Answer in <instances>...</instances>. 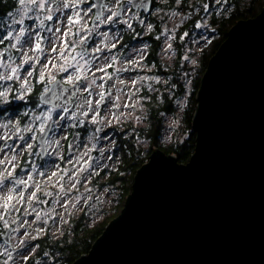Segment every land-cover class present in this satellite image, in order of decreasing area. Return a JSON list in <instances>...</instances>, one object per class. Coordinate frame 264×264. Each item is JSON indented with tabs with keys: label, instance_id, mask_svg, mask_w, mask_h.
<instances>
[{
	"label": "rangeland",
	"instance_id": "obj_1",
	"mask_svg": "<svg viewBox=\"0 0 264 264\" xmlns=\"http://www.w3.org/2000/svg\"><path fill=\"white\" fill-rule=\"evenodd\" d=\"M165 1L158 0L153 12L157 29L151 30L152 24H143L145 31L123 35V39L107 29L110 19L90 26L92 8L88 0H77L78 3L67 0L76 5H70L75 23L65 25L56 11L52 17L55 22L48 32L41 33L31 24L33 15L24 14L19 0L1 18L0 39L10 31L13 36L2 45L16 44L14 37L21 28L26 32L22 41L29 36L31 40L11 47L15 52L13 60L6 56L5 48H0V74L7 76L11 68L18 69L13 79H0V93H3L0 106L22 105L25 114L22 118L16 112L6 114L0 121V177H6L0 189V264H53L57 255L42 250L45 243L63 242L80 221L89 228L103 221L106 215L113 217L121 211L129 181L124 177L120 184L109 180L121 169V140L130 139L133 149L142 151L159 146L178 148L196 136L192 125L187 124V115L190 119L194 109L195 79L201 61L218 37V30L208 21V13L214 8L218 10L219 5L205 1L207 9L204 8L202 17L183 31L184 24L192 18L190 8L194 0H187V5L175 0L168 10L161 8ZM21 18L22 23L13 22ZM91 29L98 38L90 53L81 58L80 44ZM37 33L42 52L31 50ZM120 40L125 43L121 53L117 48ZM150 44L156 45L153 57H150ZM53 48L56 50L52 51ZM24 52L30 58L27 64L23 63ZM6 63L10 65L8 68L3 67ZM100 68L105 71H99ZM115 70L127 71L128 75L116 77ZM56 79L64 83L82 82L81 90L86 95L83 108L79 109L80 119L65 107L55 109L40 103L39 94L48 90ZM35 89L39 90L37 97H34ZM101 93L104 99L97 106ZM154 109L158 117L155 146L143 132L152 122L150 115ZM94 116L97 123H93ZM49 122L53 126L46 139L47 155L41 158L36 137ZM72 128L79 133L68 146ZM16 180L27 183L17 185ZM10 193L13 199L9 202L6 197ZM9 227L13 228L11 245L1 239ZM40 253L44 259L38 256Z\"/></svg>",
	"mask_w": 264,
	"mask_h": 264
},
{
	"label": "water",
	"instance_id": "obj_2",
	"mask_svg": "<svg viewBox=\"0 0 264 264\" xmlns=\"http://www.w3.org/2000/svg\"><path fill=\"white\" fill-rule=\"evenodd\" d=\"M94 2L93 24L106 4ZM132 4L150 10V0ZM6 56L15 57L10 45ZM79 84L56 79L38 99L75 111ZM196 102L188 162L153 147L120 213L72 264H264V6L230 28L208 62ZM52 126L36 137L41 158ZM12 232L9 227L1 238L7 245Z\"/></svg>",
	"mask_w": 264,
	"mask_h": 264
},
{
	"label": "trees",
	"instance_id": "obj_3",
	"mask_svg": "<svg viewBox=\"0 0 264 264\" xmlns=\"http://www.w3.org/2000/svg\"><path fill=\"white\" fill-rule=\"evenodd\" d=\"M157 1V7H158V0ZM182 3L188 4L187 0H181ZM194 0L193 5L191 3V11L192 18L188 20L184 26L183 31H187L192 27L194 20H197L202 17L203 10L205 8L204 2L207 1L212 6H215L216 3L219 5V9L216 10L215 8L212 9L210 13H208V21L210 24L218 30V37L216 40L212 43L211 47L209 48L208 53L205 54L201 61L200 71L198 77L195 79L197 81V91L199 89L201 78L205 72V69L208 65V62L210 58L215 54L221 43L227 38L228 31L230 28L235 25L238 21L243 19H251L256 17L262 10V7L264 6V0H198L195 2ZM205 4H208V3ZM175 0H166L165 4L161 6V8L167 7V10L172 8L174 5ZM15 4H17V0H0V20L3 16L6 15L7 12L12 11L15 8ZM193 8H196L195 10ZM159 24V23H158ZM3 25V24H1ZM159 27H155L156 29ZM155 29V30H156ZM1 31V27H0ZM153 38V37H152ZM154 39V38H153ZM155 40V39H154ZM153 40V42H154ZM152 43V41H151ZM2 44H0V48ZM156 48V45L150 44V57H153L154 49ZM37 89L34 91V97H37L38 95ZM39 97V96H38ZM35 100V98H34ZM197 102L195 101L194 109L191 112L190 119L187 115V124H191L192 115L196 109ZM155 110V109H154ZM16 112V115L20 118L25 117L24 109L22 108V105L18 106H0V121L5 118L4 116L6 114L14 113ZM156 110L151 113L150 118L151 123L148 127V129H143V132L145 136H147V139L149 142H151L154 146L157 143V130H158V117H156ZM121 152L123 155L122 159V165L120 171H118L115 175L109 178L111 181H118L120 184V179L122 180V177L125 179H128L129 185H128V192L126 196L131 191V185L134 179V175L136 171L147 162L149 155L152 153V149H144L141 151V149H133V142L130 141V139H127L125 141L121 140ZM163 151L166 154H174L179 163H187L190 159L191 155L194 153L195 149V135L191 140L182 145L178 148H162V147H156ZM122 191V190H121ZM124 193V189H123ZM126 196L124 197V201L126 199ZM123 201V202H124ZM120 213V212H119ZM117 213V215L119 214ZM115 216H109L106 215L102 220L99 221L97 224H95L93 227H85V225H82V222H78L75 227L73 228V232L71 235L67 236L66 239L63 240V242L50 244L45 243L42 247V250L50 251L53 255H57L55 258V261L53 264H72L76 259H78L82 254L88 253L89 249L91 248L92 244L95 242V240L102 234L105 226L107 223L113 219ZM40 258L43 257V253L38 254Z\"/></svg>",
	"mask_w": 264,
	"mask_h": 264
},
{
	"label": "flooded vegetation",
	"instance_id": "obj_4",
	"mask_svg": "<svg viewBox=\"0 0 264 264\" xmlns=\"http://www.w3.org/2000/svg\"><path fill=\"white\" fill-rule=\"evenodd\" d=\"M72 1L76 2L77 0H72ZM88 1H89V4H91V8H92V14H91V17L89 19V23H90V26L92 28H93V26L100 24L103 21H106L107 19H109V17H111L110 21L107 22L108 25H110L109 27H107V29L111 32L120 34L121 39H123V35L130 34V33H141L143 31H145L146 27L143 26V24H146V25L152 24L151 30H154V28L156 27L155 17H153V12H154L155 8L157 7V1L156 0H150V10L147 13L144 10H140L139 7L134 8L132 2L129 3L128 0H104V2L106 4L103 6L102 16L100 17V19L97 20V22L95 24L92 23V20L94 17L96 4H95L94 0H88ZM65 3H67V0H45V6L43 9H40L37 4H31L30 3L29 8H31L32 10L29 11V13L33 15L31 18V24L35 28H39L41 30V33L42 32H48V29L52 28V25L55 22V19L52 18L51 20H48V19H45V17L49 15L50 11H51L50 13H51L52 17H53V14L56 11H58V12H56V13H58V17H60L62 20H64L65 21L64 23L66 25V23L69 22V17H71V15H72V7L70 6L68 8H65L64 7ZM76 3H78V2H76ZM67 4L71 5L70 3H67ZM34 13H36V14L34 15ZM45 13H48V15H46ZM113 13H117V15L114 16ZM41 21H43L42 25H41ZM89 36H91V40L89 43H87L86 40ZM97 38H98L97 33L93 29H91L89 31V35H87L83 39L82 43L80 44L79 51L81 53L82 52H86L87 54L90 53V51H91L93 45L95 44ZM7 45H9V44L5 43L4 45H1L2 49L3 48L6 49ZM117 46H118L117 48L119 49V51L121 53L123 51V48H125V43H122L120 40L119 43H117ZM118 71H122V72L118 74L117 73ZM115 75H116V77H125L128 74H127V71H124V70H115ZM76 82H78V81H75L73 83H64V82L63 83L66 85H73ZM79 82H80V84H79L78 95L76 97H74L72 100V102L76 103V110L75 111H69L68 107H66L64 105L59 106V108L61 106L65 107L71 114H74L77 119L81 118V114L79 112V109H82L83 105H84V103H83L84 99H83V101H81L79 98V94H83L84 98L86 95L85 92H83V90H81L82 82L80 80H79ZM88 92H92V90L89 89ZM78 115H80V116H78ZM78 133H79V130H76L74 128L69 130L70 135H69V138L67 140V145H68V141L72 137V135L75 134V138H76ZM68 146H70V145H68Z\"/></svg>",
	"mask_w": 264,
	"mask_h": 264
},
{
	"label": "snow or ice",
	"instance_id": "obj_5",
	"mask_svg": "<svg viewBox=\"0 0 264 264\" xmlns=\"http://www.w3.org/2000/svg\"><path fill=\"white\" fill-rule=\"evenodd\" d=\"M128 2L131 3L132 0H128ZM26 3L37 4L38 7H39L40 9H43L44 6H45V0H19V4H20L21 8L23 9L24 14H27V12H29V11L32 10L31 8H29V7L26 6ZM71 6H72V7H76V5H71ZM118 6H119V5H118ZM64 7H65V8H68V7H70V5L67 4V3H65V4H64ZM205 9H207V5H205ZM8 15H9V16H12L13 14H12V13H8ZM113 15L115 16V15H117V13H113ZM45 19L51 20V19H52V15L50 14V15L46 16ZM96 19H97V20L100 19V16L97 15ZM109 19H111V17H109ZM13 22H14V23H22V22H23V18H21L20 20H15V19H13ZM69 23L72 24V23H75V21H73V19H72L71 17H69ZM42 24H43V21H41V25H42ZM0 27H2V25H0ZM197 27H200V25L198 24ZM48 31H51V28H49ZM57 31H59V29H57ZM25 35H26L25 30H24L23 28H21L20 31H19V32L15 35V37H14V39H15V41H16V44L11 45V47L15 48L16 45H18V44H22V43H23V44H28L29 40H31V36H29L28 40H23V41H22V38H23ZM65 35H67V34H65ZM11 38H13V36H12V32L10 31V32L8 33V35L4 36L3 39H0V44H2V43L4 42V40L11 39ZM40 43H41V41H40V37H39V34L37 33V34H36V43H35V47H34L33 49H31V50H32V51H41V52H42L43 49L40 47ZM65 47H67V44H65ZM55 50H56L55 48L52 49V51H55ZM17 51H21V49H20V48H17ZM97 51H99V49H97ZM61 54H63V53H61ZM23 55H24V57H25L23 63H24V64H27L30 58L28 57L27 52H24ZM84 55H87V53H86V52H82V53H81V58H83ZM11 59H14V58H11V57H10V60H11ZM185 59H187V57H185ZM37 60H39V57H37ZM49 63H51V61H49ZM9 66H10V65L7 64V63H6V64H3V67H5V68H8ZM109 66H110V65H109ZM20 67H23V64H22ZM33 67H34V65H33ZM65 70H66V69H65ZM98 70H99V71H105L104 68H100V69H98ZM17 71H18V69L15 68V67H13V68H11V74H10V75L5 76V75H3V74H0V79H13V78L16 76ZM28 75L31 76V75H32V72L29 71V72H28ZM109 78H110V77H109ZM42 79H43V77H42ZM51 82H54V81H51ZM92 83H95V81H93ZM133 83H135V82H133ZM2 95H3V93H0V96H2ZM100 96H101V100L96 102V103H97V106H99V104L103 101V99H104V93H101ZM21 98H22V97H21ZM5 102H6V101H5ZM88 104L91 106L92 101L89 100V101H88ZM89 110H91V108H89ZM84 115H87V112H85ZM97 115H98V113H97ZM48 119H50V117H48ZM61 119H63V117H61ZM92 120H93V123H97V122H98V121L96 120V117H95V116L92 118ZM54 123H55V122H54ZM82 123H83V121H81V124H82ZM97 131H99V129H97ZM41 132L43 133V128H41ZM20 139H23V136H21ZM57 143H58V141H57ZM113 143H114V142H113ZM0 151H2V149H0ZM101 155H103V151H102V150H101ZM109 159H111V157H109ZM9 175H11V173H9ZM53 175H55V173H54ZM5 178H6V177H0V189H3V187H4L3 180H4ZM30 178H31V177H30ZM14 183L17 184V185H19V184H26L27 182H26V181H23V180H16V181H14ZM12 191H15V189H12ZM34 195H35V194L33 193V196H34ZM20 198H21V200H23V195H22V194H21V197H20ZM12 199H13V196H12L11 193H10V194L6 197V200L10 202ZM4 207L7 209L8 204L6 203Z\"/></svg>",
	"mask_w": 264,
	"mask_h": 264
}]
</instances>
